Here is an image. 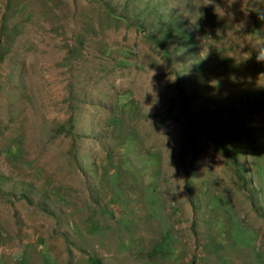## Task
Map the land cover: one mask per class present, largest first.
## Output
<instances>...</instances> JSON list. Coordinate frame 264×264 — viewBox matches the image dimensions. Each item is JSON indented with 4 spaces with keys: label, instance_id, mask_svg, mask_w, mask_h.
Wrapping results in <instances>:
<instances>
[{
    "label": "rangeland",
    "instance_id": "obj_1",
    "mask_svg": "<svg viewBox=\"0 0 264 264\" xmlns=\"http://www.w3.org/2000/svg\"><path fill=\"white\" fill-rule=\"evenodd\" d=\"M148 2L0 0V264H264V0Z\"/></svg>",
    "mask_w": 264,
    "mask_h": 264
},
{
    "label": "trees",
    "instance_id": "obj_2",
    "mask_svg": "<svg viewBox=\"0 0 264 264\" xmlns=\"http://www.w3.org/2000/svg\"><path fill=\"white\" fill-rule=\"evenodd\" d=\"M152 2V0H150V2H148V3H151ZM152 4V3H151ZM155 5V4H154ZM156 6V5H155ZM155 6H149L148 4H147V9H149V14H151V15H153V17H156V18H160V14H159V9L157 8V7H155ZM168 23V22H167ZM177 29L179 30V31H181V33L179 34V36H181L182 38H185V37H187V34L186 35H184L185 33H184V31H183V29L180 27V26H178L177 27ZM150 36H152L153 37V39H154V35L153 34H150ZM72 122H73V118L72 117H70V120H69V124H72ZM60 127H61V130H63L64 129V124H62V125H60ZM91 261L94 263V264H103L102 262H101V260H99V259H97V258H94V257H91Z\"/></svg>",
    "mask_w": 264,
    "mask_h": 264
},
{
    "label": "clouds",
    "instance_id": "obj_3",
    "mask_svg": "<svg viewBox=\"0 0 264 264\" xmlns=\"http://www.w3.org/2000/svg\"><path fill=\"white\" fill-rule=\"evenodd\" d=\"M257 61H264V51H261L257 57H256Z\"/></svg>",
    "mask_w": 264,
    "mask_h": 264
}]
</instances>
